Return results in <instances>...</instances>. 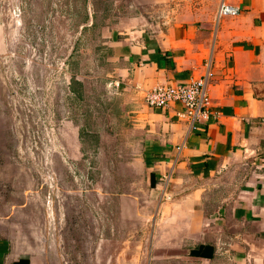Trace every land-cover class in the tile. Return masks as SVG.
<instances>
[{
	"label": "crops",
	"instance_id": "0c3cea01",
	"mask_svg": "<svg viewBox=\"0 0 264 264\" xmlns=\"http://www.w3.org/2000/svg\"><path fill=\"white\" fill-rule=\"evenodd\" d=\"M107 1L97 22L146 186L118 196L123 215L151 219L131 264H264V0ZM223 1L240 12L219 16ZM207 62L209 118L191 126L179 103L147 106L150 88L200 78ZM112 243H98L96 264ZM0 264L39 263L0 228Z\"/></svg>",
	"mask_w": 264,
	"mask_h": 264
},
{
	"label": "rangeland",
	"instance_id": "374dc122",
	"mask_svg": "<svg viewBox=\"0 0 264 264\" xmlns=\"http://www.w3.org/2000/svg\"><path fill=\"white\" fill-rule=\"evenodd\" d=\"M109 8L0 0V228L39 264H96L106 238L100 264H131L148 242L150 217L123 215L118 196L146 186L97 22Z\"/></svg>",
	"mask_w": 264,
	"mask_h": 264
},
{
	"label": "built area",
	"instance_id": "2783aa9c",
	"mask_svg": "<svg viewBox=\"0 0 264 264\" xmlns=\"http://www.w3.org/2000/svg\"><path fill=\"white\" fill-rule=\"evenodd\" d=\"M240 9L226 2L220 4L219 16H234ZM205 74L197 79L175 83H159L150 88L144 97L145 103L151 108L167 109L173 103L182 105V110L177 111L176 116L184 118L193 126L194 123L207 119L210 111V96L208 85L213 76L210 63H205Z\"/></svg>",
	"mask_w": 264,
	"mask_h": 264
}]
</instances>
